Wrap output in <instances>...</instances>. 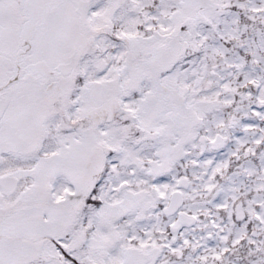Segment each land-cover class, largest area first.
I'll return each instance as SVG.
<instances>
[{"label":"snow or ice","instance_id":"snow-or-ice-1","mask_svg":"<svg viewBox=\"0 0 264 264\" xmlns=\"http://www.w3.org/2000/svg\"><path fill=\"white\" fill-rule=\"evenodd\" d=\"M0 264H264V0H0Z\"/></svg>","mask_w":264,"mask_h":264}]
</instances>
